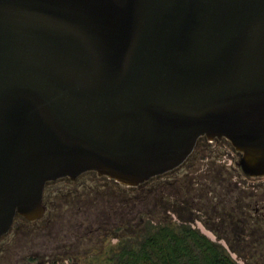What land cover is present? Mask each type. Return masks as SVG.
Instances as JSON below:
<instances>
[{"label":"water","instance_id":"obj_1","mask_svg":"<svg viewBox=\"0 0 264 264\" xmlns=\"http://www.w3.org/2000/svg\"><path fill=\"white\" fill-rule=\"evenodd\" d=\"M201 136L264 175V0H0V237L49 181L139 185Z\"/></svg>","mask_w":264,"mask_h":264},{"label":"rangeland","instance_id":"obj_2","mask_svg":"<svg viewBox=\"0 0 264 264\" xmlns=\"http://www.w3.org/2000/svg\"><path fill=\"white\" fill-rule=\"evenodd\" d=\"M240 156L229 140L202 136L183 166L139 185L94 170L76 180L49 181L44 218L17 216L15 227L0 239V264H106L111 255L143 240L152 226L184 221L225 244L240 264H264L263 221L247 218L246 237L261 246L250 251L243 249L233 219L238 184L261 180L244 174Z\"/></svg>","mask_w":264,"mask_h":264},{"label":"trees","instance_id":"obj_3","mask_svg":"<svg viewBox=\"0 0 264 264\" xmlns=\"http://www.w3.org/2000/svg\"><path fill=\"white\" fill-rule=\"evenodd\" d=\"M236 215V214H235ZM243 249H260L256 238H247V225L233 216ZM237 219V220H236ZM253 227V226H252ZM246 252L245 254H247ZM106 264H240L232 251L223 243L213 240L191 222L177 225L160 223L148 230L143 240L134 246H126L111 255Z\"/></svg>","mask_w":264,"mask_h":264},{"label":"flooded vegetation","instance_id":"obj_4","mask_svg":"<svg viewBox=\"0 0 264 264\" xmlns=\"http://www.w3.org/2000/svg\"><path fill=\"white\" fill-rule=\"evenodd\" d=\"M223 138L229 140L226 137H223ZM223 138H215L213 140H210L209 138L208 139H209V141L214 142L215 140H219V139H223ZM235 150L237 152H239L241 154V156H242V152L241 151L237 150L236 148H235ZM241 156H240V158H241ZM186 160L180 166L176 167L173 170H176V169L180 168L181 166H183L186 163ZM239 161H240V159H239ZM239 161H238V164L240 165ZM173 170L167 171V172H165L163 174H160V175L163 176V175H165V174H167V173H169V172H171ZM243 171H244V169H243ZM244 174L247 175L248 178H251V179H261V180H258L256 183H251V182H248L247 180H244L241 183V184H243L242 186L240 184H238L239 185V189H238V199L240 200L239 201L240 203H239V207L237 209L238 210V214H236V215L238 216L239 220L242 221V222L247 221V218L253 217L256 220L263 221V223H264V180H263L264 179V175L253 176V175H250V174L246 173L245 171H244ZM157 176H159V175H157ZM66 177H69V176H66ZM222 179H224V177ZM71 180H76V178L75 179H72L71 178ZM227 180L228 181H226V184H228V185L231 186V183L233 181H231V179L229 180L228 178H227ZM228 185H226V187L229 188ZM222 186H225V184H223ZM45 189H46V187H45ZM231 190H233V188ZM44 195H45V192H44ZM96 203H97V201L95 202V204ZM46 208H47V206H46ZM45 213H46V211H45ZM44 215L42 217L37 218V219H34V220L42 219V218H44ZM17 216L15 217V220H14L13 225L10 228V230L7 233H5L4 235H2L0 237V239L3 236H5L6 234H8L11 231V229L15 227V223H16ZM34 220H32V221H34ZM65 224H66V222H65ZM16 228H17V226H16ZM261 234L263 235V233H261Z\"/></svg>","mask_w":264,"mask_h":264}]
</instances>
